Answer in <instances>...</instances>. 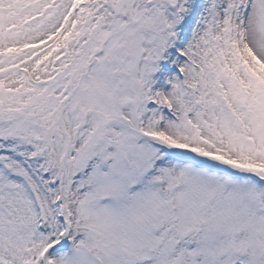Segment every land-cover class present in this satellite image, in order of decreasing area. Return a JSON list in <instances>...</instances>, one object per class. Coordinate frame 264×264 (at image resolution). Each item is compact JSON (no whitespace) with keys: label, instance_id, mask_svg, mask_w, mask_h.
Segmentation results:
<instances>
[{"label":"snow or ice","instance_id":"1","mask_svg":"<svg viewBox=\"0 0 264 264\" xmlns=\"http://www.w3.org/2000/svg\"><path fill=\"white\" fill-rule=\"evenodd\" d=\"M0 264H264V0H0Z\"/></svg>","mask_w":264,"mask_h":264}]
</instances>
